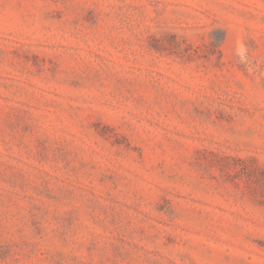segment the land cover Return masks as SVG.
I'll return each instance as SVG.
<instances>
[{
    "label": "rangeland",
    "instance_id": "obj_1",
    "mask_svg": "<svg viewBox=\"0 0 264 264\" xmlns=\"http://www.w3.org/2000/svg\"><path fill=\"white\" fill-rule=\"evenodd\" d=\"M0 264H264V0H0Z\"/></svg>",
    "mask_w": 264,
    "mask_h": 264
}]
</instances>
